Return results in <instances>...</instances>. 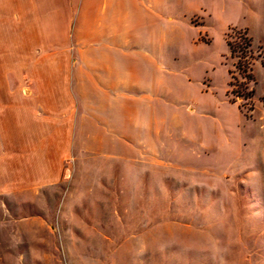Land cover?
Listing matches in <instances>:
<instances>
[{
    "label": "rangeland",
    "instance_id": "obj_1",
    "mask_svg": "<svg viewBox=\"0 0 264 264\" xmlns=\"http://www.w3.org/2000/svg\"><path fill=\"white\" fill-rule=\"evenodd\" d=\"M177 2L165 133H35L31 148L0 133V264H264V0ZM27 22L0 18V119L17 99L56 131L78 108L58 100L81 95L61 72L72 58L47 52L76 43ZM237 30L251 76L228 45ZM49 81L55 104L33 102Z\"/></svg>",
    "mask_w": 264,
    "mask_h": 264
},
{
    "label": "crops",
    "instance_id": "obj_2",
    "mask_svg": "<svg viewBox=\"0 0 264 264\" xmlns=\"http://www.w3.org/2000/svg\"><path fill=\"white\" fill-rule=\"evenodd\" d=\"M177 1L0 0V18L24 17L25 24L46 27L47 41L76 43L74 50L49 51L47 56L72 58L60 62L61 72L75 78L72 89L81 95L58 100L61 106L78 108L69 110L72 121L61 119L56 131L51 115L35 114L14 99V114L0 119V133H13L16 146L19 138L29 136L33 139L29 148L34 146L35 133H165L167 71L160 52L169 38L166 31L172 30ZM67 86L56 91L66 93ZM54 91V82H46L43 94L32 100L53 105ZM87 105L95 106L92 118L79 109ZM134 106L143 108L135 112ZM89 124L94 128L89 129ZM42 153L48 154L46 149Z\"/></svg>",
    "mask_w": 264,
    "mask_h": 264
},
{
    "label": "trees",
    "instance_id": "obj_3",
    "mask_svg": "<svg viewBox=\"0 0 264 264\" xmlns=\"http://www.w3.org/2000/svg\"><path fill=\"white\" fill-rule=\"evenodd\" d=\"M228 45L233 57L237 58L239 70L251 76L249 73L251 61L254 59L251 38L246 30H237L233 35H229Z\"/></svg>",
    "mask_w": 264,
    "mask_h": 264
}]
</instances>
